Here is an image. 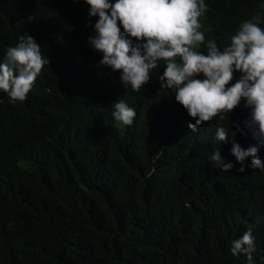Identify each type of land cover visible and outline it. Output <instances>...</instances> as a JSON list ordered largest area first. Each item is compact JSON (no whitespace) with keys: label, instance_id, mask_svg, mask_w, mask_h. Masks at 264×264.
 <instances>
[{"label":"trees","instance_id":"1","mask_svg":"<svg viewBox=\"0 0 264 264\" xmlns=\"http://www.w3.org/2000/svg\"><path fill=\"white\" fill-rule=\"evenodd\" d=\"M219 3L218 48L264 13V0ZM87 8L0 0V57L27 33L49 59L25 101L0 93V264H246L229 249L250 226L254 258L264 256V214L253 216L264 171L239 172L230 151V171L212 167L190 151L184 112L155 76L126 92L118 72L97 67ZM118 98L136 110L130 126L111 115Z\"/></svg>","mask_w":264,"mask_h":264},{"label":"clouds","instance_id":"2","mask_svg":"<svg viewBox=\"0 0 264 264\" xmlns=\"http://www.w3.org/2000/svg\"><path fill=\"white\" fill-rule=\"evenodd\" d=\"M82 2L88 6L85 17L95 19L87 43L97 67L118 72L126 92L140 91L155 76L160 89L171 94L173 105L184 112L182 118L192 134L190 151L204 154L212 167L216 161L223 172L230 171L232 163L222 159L230 151L241 165L239 172L264 171L260 159L264 155V29L259 26L264 13L242 22L230 43L218 48L216 21L220 19L222 25L226 20L219 0ZM218 7L220 11L214 10ZM17 40L0 57V93L12 102H23L49 59L30 34ZM202 44L205 51H197ZM235 73H239L236 79ZM158 107L152 102V108ZM111 108L115 121L133 124L136 110L123 98ZM240 193L244 196V190ZM263 214L264 196L256 193L253 216ZM229 250L234 257L244 256L246 264H264V256L254 258L256 237L251 226L231 241Z\"/></svg>","mask_w":264,"mask_h":264}]
</instances>
